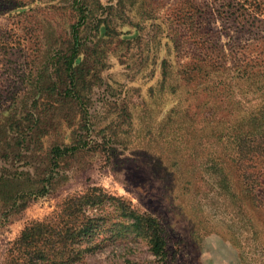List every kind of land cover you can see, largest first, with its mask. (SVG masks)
I'll return each mask as SVG.
<instances>
[{
    "label": "rangeland",
    "instance_id": "rangeland-1",
    "mask_svg": "<svg viewBox=\"0 0 264 264\" xmlns=\"http://www.w3.org/2000/svg\"><path fill=\"white\" fill-rule=\"evenodd\" d=\"M246 1L0 0V264L35 249L84 250L75 264H264V187L237 166L233 135L253 95L222 72H181L264 38V0L255 28L216 15ZM125 210L157 221L163 259ZM82 215L99 220L88 239L19 247L33 224L66 236Z\"/></svg>",
    "mask_w": 264,
    "mask_h": 264
},
{
    "label": "trees",
    "instance_id": "trees-1",
    "mask_svg": "<svg viewBox=\"0 0 264 264\" xmlns=\"http://www.w3.org/2000/svg\"><path fill=\"white\" fill-rule=\"evenodd\" d=\"M249 3V1H246L241 5L239 4L240 8H232L233 6L231 3L229 5L230 8H224V12L218 11L216 15L221 17L225 12L230 13L236 16V20L240 21L239 23L243 22L248 24L250 29L255 28L254 23L258 21L256 16L263 13V4L260 0H252V2ZM246 6L249 8H246ZM208 9L211 10V6H208ZM213 50H216V48ZM219 51L223 53V55L198 61L197 64H194L192 69L181 65V72L187 77H190L195 71L198 73L205 71V74L207 77L211 78V81L214 80L212 77L213 73L222 72L233 79L239 80V82L244 85L246 83L249 94L251 93L253 95L252 103L257 105V109L253 110V107L247 109L243 117L244 119L242 120L247 124H242L241 127L233 132L239 146L240 161L237 166L240 169H251L255 172L254 178H252L255 185L251 188L264 187V38H260L250 45H244L241 47V54L235 56L224 54L225 52L222 51V49H219ZM199 63L205 65V70ZM162 65V67L167 69L166 61H163ZM218 84L225 85L226 83L219 82ZM245 127H249L250 131H245ZM54 152L60 153V149H55ZM249 179L250 178H247L248 182ZM82 199L81 197L73 201V205H76L78 211L83 210L82 207L84 203ZM91 202L93 206L99 204L97 197H93ZM79 208L81 209L79 210ZM123 217L129 222H127V227L124 225L128 232L147 238L150 249L155 257L163 259L165 255V243L163 237L158 232L157 221L151 216L138 214L132 210L128 211L127 217L125 210ZM82 220L83 222L80 228L75 232H67L66 236H63L61 233L54 234L53 231H50L49 225L40 223L33 224L23 232L19 240V247L26 248L28 251L31 246L41 241V239L46 238L45 241L48 242L52 239L51 237H55L58 243H62L63 241V243L66 244L68 242L74 244V240L76 239L78 241L88 239L89 236H92L90 234L94 233L97 225H99V220L88 219L84 215H82ZM124 224H126V221ZM83 251L84 250L81 251L80 249H66L65 251L53 255L52 252L35 249L33 251H28L27 260L29 261L28 264H75L82 259L84 254ZM86 251H89V249Z\"/></svg>",
    "mask_w": 264,
    "mask_h": 264
}]
</instances>
